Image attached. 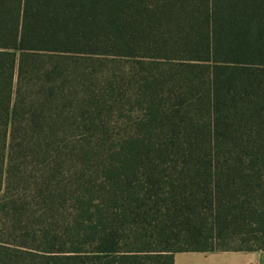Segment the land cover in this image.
Returning a JSON list of instances; mask_svg holds the SVG:
<instances>
[{"label":"trees","instance_id":"obj_1","mask_svg":"<svg viewBox=\"0 0 264 264\" xmlns=\"http://www.w3.org/2000/svg\"><path fill=\"white\" fill-rule=\"evenodd\" d=\"M264 251V0H0V264Z\"/></svg>","mask_w":264,"mask_h":264},{"label":"crops","instance_id":"obj_2","mask_svg":"<svg viewBox=\"0 0 264 264\" xmlns=\"http://www.w3.org/2000/svg\"><path fill=\"white\" fill-rule=\"evenodd\" d=\"M174 264H264V251L182 252L174 255Z\"/></svg>","mask_w":264,"mask_h":264}]
</instances>
